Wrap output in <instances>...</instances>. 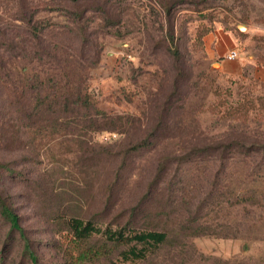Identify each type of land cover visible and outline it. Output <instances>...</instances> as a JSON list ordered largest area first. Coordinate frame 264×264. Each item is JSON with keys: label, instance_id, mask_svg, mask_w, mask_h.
I'll use <instances>...</instances> for the list:
<instances>
[{"label": "rangeland", "instance_id": "1", "mask_svg": "<svg viewBox=\"0 0 264 264\" xmlns=\"http://www.w3.org/2000/svg\"><path fill=\"white\" fill-rule=\"evenodd\" d=\"M27 2L36 36L0 0V195L36 264H79L71 217L170 234L82 264H264V0ZM23 246L0 214V264Z\"/></svg>", "mask_w": 264, "mask_h": 264}, {"label": "trees", "instance_id": "2", "mask_svg": "<svg viewBox=\"0 0 264 264\" xmlns=\"http://www.w3.org/2000/svg\"><path fill=\"white\" fill-rule=\"evenodd\" d=\"M19 5L13 10V20L18 22L19 25L26 26L31 30V35H37L38 29L37 22L34 21V16L36 10L31 3L27 0H18ZM29 41V40H28ZM11 45L10 49L15 51L19 49L22 51V57L24 58L25 46L20 43ZM29 50L33 52V57L39 50V46L36 42L32 43V47L29 44ZM19 54L16 55H21ZM146 144V142H140L137 147ZM3 165L0 164V167ZM0 214L6 218L11 225L18 231L20 237L24 239V251L28 254L33 264H36V257L30 246L25 240L22 228L19 226L18 217L14 213L13 209L6 203L5 198L0 195ZM68 227L67 243L77 251L76 255L73 257L75 263L82 264L86 260L98 258L106 255L110 252V249H116L118 246H127L128 248L122 251V256L125 260L141 259L144 258L150 251L157 248L159 245L165 243L169 237V231L163 228H139L135 224H131L130 221L124 222L121 225H117L115 228L110 226H102L96 224L88 219H82L79 217H71L66 221ZM94 235H101L106 241L111 243L109 245H99V246H86L80 247L81 240L89 238ZM113 250V249H112Z\"/></svg>", "mask_w": 264, "mask_h": 264}, {"label": "crops", "instance_id": "3", "mask_svg": "<svg viewBox=\"0 0 264 264\" xmlns=\"http://www.w3.org/2000/svg\"><path fill=\"white\" fill-rule=\"evenodd\" d=\"M215 37H217V36L215 35ZM233 49H234V48L227 49L226 52L222 54V58H223V60H222V67H223V69L226 70V71L231 70V68H232V66H233V64L235 63V60H236V58H235V59H228V58L226 57V54H227L230 50H233ZM220 50H221V48L218 47V46L215 48V51H216L217 54L220 53ZM216 53H213V54H216Z\"/></svg>", "mask_w": 264, "mask_h": 264}, {"label": "built area", "instance_id": "4", "mask_svg": "<svg viewBox=\"0 0 264 264\" xmlns=\"http://www.w3.org/2000/svg\"><path fill=\"white\" fill-rule=\"evenodd\" d=\"M237 56H238V51L235 50V49L230 50V51L226 54V57H227L228 59H235V58H237Z\"/></svg>", "mask_w": 264, "mask_h": 264}]
</instances>
